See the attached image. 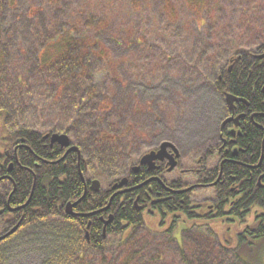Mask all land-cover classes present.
I'll use <instances>...</instances> for the list:
<instances>
[{
  "label": "trees",
  "instance_id": "trees-1",
  "mask_svg": "<svg viewBox=\"0 0 264 264\" xmlns=\"http://www.w3.org/2000/svg\"><path fill=\"white\" fill-rule=\"evenodd\" d=\"M98 1L103 4L97 5ZM126 1L124 11L128 16L123 18L136 20L131 27L129 23L115 22L118 5L110 0H0V184L11 187L7 180L14 182L15 195L24 199L29 211L23 229L52 219L71 220L65 214L66 205L84 196L79 203L83 214L77 220L78 230L88 234V239L82 234L84 243L92 251L103 254L107 239L118 237L120 248L128 247L119 264H165L157 250L149 256L147 247L135 250L130 243H125L138 229L175 243L181 264H257L245 259L242 253L256 256L261 248V243L258 244L264 240V150L261 151L264 134L261 130L251 131L244 143L254 153L246 160L259 168L252 185L244 190L248 191L244 197H238L240 189L237 188L243 171L238 166H225L224 183L217 185L213 210L204 216L203 211H199L200 215L189 213L192 201L180 204L177 201L175 207L179 208L170 210L169 218L163 223L152 226L133 208L134 200H131L125 210L117 212V219H112L104 234L102 223L98 220L96 223L93 217L103 209L108 215L113 212L110 204L117 195L110 202L103 191H86L91 180L90 160L94 159L102 169H122L140 154L139 145L144 137V126L141 128L127 118L128 115L136 117L142 111L137 105L133 107L135 98L122 95L126 59L106 51L109 49L106 42L114 41L120 49L126 46L133 49L128 61L134 57L142 64L145 71L135 80L142 78L146 85H149L147 78L158 81L155 74L164 62L176 61L186 74L201 75L205 65L218 58L214 55L220 53L216 18L221 9L227 11L220 0H187L193 7L187 15H183V8L181 12L175 11L177 0ZM226 1L230 6L236 4L235 0ZM147 2H152L149 12H146ZM242 11L243 8L239 12ZM229 60L234 70L228 73L227 68L221 67L219 73L226 71V76L215 82L216 88L221 94L228 92L243 98L253 111L264 113V66L259 68L254 57L244 51L233 53ZM240 108L246 110L244 105ZM154 109L155 113L165 110L158 105ZM26 110L40 116L42 122L36 121L44 130L10 125L9 114L26 113ZM259 122L264 127V122ZM47 133L67 135L78 147L80 158L75 152L66 153L56 143L50 144L44 138ZM18 140L24 144L18 149L19 160L14 155ZM19 169L22 171L16 173ZM96 173L105 176L102 170L97 169ZM260 178L261 187H257ZM125 198L127 201L128 197ZM117 206L122 209L124 204ZM186 218L191 223L182 229V243H177L173 232L179 222L186 225L183 221ZM218 221L229 225L235 221L243 226L227 241ZM188 227L191 233L205 232L213 243L201 241L204 237L196 232L200 237L193 243V252H187L183 238L190 234H187ZM19 233L6 243H12ZM75 236L73 232H57L49 243H76ZM231 240L235 243H230ZM78 256H83L82 250H77L79 261L82 257Z\"/></svg>",
  "mask_w": 264,
  "mask_h": 264
},
{
  "label": "rangeland",
  "instance_id": "rangeland-1",
  "mask_svg": "<svg viewBox=\"0 0 264 264\" xmlns=\"http://www.w3.org/2000/svg\"><path fill=\"white\" fill-rule=\"evenodd\" d=\"M110 1L118 5L117 13L114 14L118 18V21L115 18V22L121 21V23H129L128 27L133 26L136 20L123 18L127 15L124 11L127 1ZM220 3L221 6L227 7V11L224 12L221 9L216 18V26L219 30L217 35L220 37L218 43L220 53L214 54L218 58L214 62L205 65L201 75H194L192 72L186 74L180 70L176 61L164 62V64L159 66V71L156 70L157 73L155 75L159 77L158 81L154 77L153 81H151V78H147L149 85H146L142 82V78L135 80L140 75V72L145 71L140 66L142 64L134 57H130L131 62L128 61L130 52L133 49L130 46L120 49L116 42H106L105 45L109 47L108 50L105 49L106 51L111 54L113 52L116 56L126 59L123 71L127 75L126 79L123 78L126 82L122 87V95L126 94L127 96L130 94L131 99L135 98V103L132 104L133 107L137 105L139 110L142 111L136 116L137 120L135 119L136 117L131 118L130 115L127 118L133 124L138 123L141 128L144 126V129L142 128L144 137L139 145L140 154L138 156L135 155L132 161L128 162L125 165L126 167L124 166L125 168L114 169L105 167V169H102L94 159L90 160V178H88L98 180L101 188H106L108 183L122 178L129 168V164H135L141 155L155 149L161 142H173L180 151L183 169H195L197 157L203 151L205 145L215 139L218 125L225 114L226 108L223 95L217 92L214 87L215 78L219 74L220 68L224 69L226 67L227 61L233 53L239 51L252 53L254 48L264 41V0H235L236 4H232V6L226 0H220ZM98 4L103 3L98 1ZM151 6L152 2L146 3V12L151 10ZM174 7L176 8V12L177 9L178 12H181L183 8V15H187L193 10V7L190 6L187 0H177L174 3ZM242 8L243 11L239 12ZM223 16L225 18H222ZM112 24L115 23L112 21ZM259 38L260 40L255 42ZM116 41L120 40L117 39ZM190 48L191 46L188 45L187 49ZM24 54H26V51ZM173 59H175L174 55ZM131 67L133 69H130ZM132 76L133 78L130 79ZM163 104L167 106H161ZM156 105L165 110L161 111L162 113H155L154 106ZM9 119L12 120L10 122L11 126L24 125L37 130L45 129V127L41 128V125L36 121V119L41 121L40 116L37 117L28 110H26V113L21 114L11 113L9 114ZM97 169L102 170L105 176H98L96 173ZM175 175H178L177 171L174 175L173 173L170 174L169 177L172 178ZM183 177L185 181L193 182L191 174L187 176L183 175ZM205 198H209V196L204 194L197 199L202 201ZM235 221L230 225L227 223L220 224V231L226 235L227 241H229V236H233L234 232L242 226ZM217 223L220 222L218 221ZM183 224L184 222L179 224L178 228L173 232L177 243H182L181 232ZM209 224H212V222H209ZM76 225L72 226L65 221L56 219H52L48 223L30 225L26 229H23L12 243H7L0 248L2 264H51L50 262L58 264H119L128 247L125 249L120 248L118 237H109L107 239V249L103 254H98L87 248L83 241L82 234L84 232L78 230L79 226L77 225V227ZM49 229L57 231H50ZM188 230L187 234H190L185 236L183 241L186 251L191 253L193 243H197L196 238L199 236L197 234L200 231L196 230L198 232L196 234V232L191 233L192 231L189 227ZM57 232L65 234L73 232L76 234V243H49L50 238L54 239L53 235ZM199 234L205 239H201V241L213 243L212 240L206 238L205 232ZM125 243H130L129 246H132L135 250L147 247L146 252L149 256L153 254V250H157L158 256L164 260L165 264H181L179 263L181 259L176 252L175 243L166 242L164 237H152L149 232L143 229L133 231ZM220 243L223 242L221 241ZM230 243H235V241L232 240ZM260 243L261 248L257 251L255 250L256 256L249 254V252L248 254L242 253V256L257 264H264V240L259 242L258 245ZM73 249H75L74 252ZM77 250H82L83 252V256H78L79 259L82 257L79 261L76 260Z\"/></svg>",
  "mask_w": 264,
  "mask_h": 264
},
{
  "label": "flooded vegetation",
  "instance_id": "flooded-vegetation-1",
  "mask_svg": "<svg viewBox=\"0 0 264 264\" xmlns=\"http://www.w3.org/2000/svg\"><path fill=\"white\" fill-rule=\"evenodd\" d=\"M258 40H260V38L256 39L255 42ZM263 54L264 41L257 45L252 53H250V56L254 57L255 62L258 63L259 68L264 66V57H261ZM226 70L230 73L234 70L233 65ZM225 76L226 71L217 74L215 82L222 81ZM214 87L216 88V85H214ZM216 90L219 92L217 88ZM226 94L232 95L228 92H223L224 96ZM240 99L244 100L243 98ZM244 101L235 102L233 104V109L226 106L225 114L222 116L223 118L217 128L216 137L212 142L205 145L203 151L197 157L198 159H196L195 169H183L184 166L182 165L180 151L173 142L169 141L178 150L179 154V156L175 158L176 166L172 171H169L170 160L168 157L169 155H175L171 148H167V153L163 160H156L153 168L150 169L148 165L140 164L139 158L135 164L127 169L122 177L127 180L124 186L114 187L116 183L122 179L120 178L119 180L108 183L106 188L100 190L106 194L104 196H109L110 202L113 196L117 195L115 202L112 200L110 204L113 212L111 210V213L108 215L106 210L103 209L97 216H93L96 219V223L97 220L102 223L103 234L106 232L105 228L112 219H117V212L119 210H125L127 202H130L131 200L135 201H133V208L141 213L144 220L152 226L161 224L165 219H168L170 216V210L173 208H179L175 207L178 205L177 201H179V204L186 201H192V205L190 206L192 210H190L189 213L191 214L195 212L200 215L199 211H203L201 215H206L213 210L216 200L217 185L219 183H224L225 175H223V168H225V166H238V168L243 171L242 175L238 178L239 180H237V188L240 189L238 191V197H244L248 192H244V190L252 185L253 177L259 171L258 165L252 164L250 161L246 160L247 157H252L254 153L251 151V147L244 145V143L249 139L251 131L257 132L258 130H261L262 134H264V127L259 122V120L264 122V113L253 111L250 104L247 101ZM243 105L246 107V110L240 108ZM226 119L231 120L228 121L220 131V126ZM17 144L18 146L14 151V155L17 157V160H19L18 149L23 143L17 142ZM158 147L159 146L153 150H158ZM263 150L264 146L261 148L262 153ZM36 163L39 166L42 165L41 162ZM134 168H138L136 172L133 170ZM21 171L22 170L19 169L16 173ZM176 171L178 172V175L170 178L169 175L172 173L174 175ZM190 174L193 177V182L185 181L183 175L187 176ZM261 180L262 178L257 180V187H261ZM7 182L11 183V187L9 184H0V237L10 232L16 225H19V227L14 234L0 240V248L6 245V242L10 238L14 237L25 227V225L23 226L22 224L25 222L27 212L29 211V209L26 208L24 199L15 195L17 190L15 183L10 180H7ZM9 188H11V191H9ZM86 191L88 192L89 188H87ZM204 194H207L209 198L202 199V201L197 199ZM83 197L84 196L77 201L72 200L70 202L73 215L67 216L71 219L68 220L71 222H67L72 226L77 224V220L80 219V215L83 214V212H81L82 209H79V203L83 201ZM125 197H128L127 201ZM121 204H124L122 209L117 206H120ZM193 207H198L200 209L196 210ZM106 215L109 216L108 219H106ZM108 220L109 223L106 224ZM188 220L189 219L187 218L183 219V221L187 223L186 225L185 223L183 224L182 229H185L186 226L190 224ZM181 223L182 222H179V224ZM179 224L177 225V228ZM220 224L221 223H218L217 225L220 226ZM207 228H211V226ZM84 236L86 237L85 233Z\"/></svg>",
  "mask_w": 264,
  "mask_h": 264
},
{
  "label": "water",
  "instance_id": "water-1",
  "mask_svg": "<svg viewBox=\"0 0 264 264\" xmlns=\"http://www.w3.org/2000/svg\"><path fill=\"white\" fill-rule=\"evenodd\" d=\"M264 57V54L261 56ZM225 101L226 104L229 106L230 109H233V104L235 102H239V101H244L240 98H236L232 95L226 94L225 95ZM231 119H226L225 121L222 122L221 124V129H223V127L225 126V124L230 121ZM237 120V119H236ZM44 138H49L50 139V144H58L61 148H67L66 153L69 152H75L78 156V159L80 158V152L79 149L76 146H73L70 142V139L67 135L65 134H59V133H53V134H46L44 136ZM19 142V141H18ZM167 148H171L174 151V155L175 156H171L169 155L168 159L170 160V168L169 171H172L175 166H176V160L175 158H177L179 156L178 154V150L169 142H162L159 147L158 150L156 151H150L146 154H144L141 159H140V164H146L148 165V167L151 169L153 168L154 162L156 160H163L164 156L166 155V150ZM138 168H134L133 170L136 172ZM127 180L125 178H122L120 181H118V183H116V185L114 187H122L126 184ZM90 189L97 193L100 190V183L97 180H94L91 182L90 184ZM66 214L67 215H73L72 213V208H71V204H67L66 205ZM109 223V220L106 224ZM18 228V225H16L10 232H8L7 234H5L4 236L0 237V240L8 237L9 235L13 234Z\"/></svg>",
  "mask_w": 264,
  "mask_h": 264
},
{
  "label": "bare ground",
  "instance_id": "bare-ground-1",
  "mask_svg": "<svg viewBox=\"0 0 264 264\" xmlns=\"http://www.w3.org/2000/svg\"><path fill=\"white\" fill-rule=\"evenodd\" d=\"M228 69V68H227ZM245 102V101H244Z\"/></svg>",
  "mask_w": 264,
  "mask_h": 264
}]
</instances>
